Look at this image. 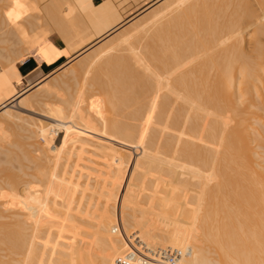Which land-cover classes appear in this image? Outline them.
Listing matches in <instances>:
<instances>
[{
	"label": "bare ground",
	"instance_id": "obj_1",
	"mask_svg": "<svg viewBox=\"0 0 264 264\" xmlns=\"http://www.w3.org/2000/svg\"><path fill=\"white\" fill-rule=\"evenodd\" d=\"M35 1L0 0V264H264V0H155L128 28L111 0ZM52 95L45 124L13 110Z\"/></svg>",
	"mask_w": 264,
	"mask_h": 264
},
{
	"label": "rangeland",
	"instance_id": "obj_2",
	"mask_svg": "<svg viewBox=\"0 0 264 264\" xmlns=\"http://www.w3.org/2000/svg\"><path fill=\"white\" fill-rule=\"evenodd\" d=\"M39 1H41V0H37V1H35V2L39 3ZM46 1H47V0H45V2H46ZM52 1H53V0H52ZM54 1H55V0H54ZM156 1H157V0H156ZM156 1H155V0H111V2H112V4H113L114 8L117 10L118 14L121 16L123 22H125V21L129 18V19H128L129 21L127 20V21H128L127 24L125 23V24L123 25V27L126 26V28H128V26H127L128 24H130V26H131V25H132L131 23H138V24L140 23V24H142V25L148 24V23L150 22V19L152 20V17L154 16L153 14H158L159 12H161L160 10L162 9V7H160V6L157 4V3H159V2L155 3ZM170 1L173 2V1H175V0H173V1L170 0ZM45 2H44V3H45ZM50 2H51V1H50ZM93 2L96 3L97 0H93ZM152 2H153V4H152ZM37 3H36V4H37ZM51 3H52V2H51ZM154 3H155V4H154ZM1 4H2V3H1ZM39 4H43V2L41 1ZM39 4H38V5H39ZM52 4H53V3H52ZM156 4H157V5H156ZM155 5H156V6H155ZM1 6H2V5H1ZM3 6H4V5H3ZM43 6H44V5H43ZM43 6L39 5V7H41V8H43ZM157 6H158V7H157ZM45 7H50V4H49V6H48V3H47ZM148 7H149V8H148ZM152 7H153V8H152ZM155 7H157V8L155 9ZM146 8H148L149 10L146 9ZM150 8H152V9H150ZM154 9H155L156 11H155ZM158 9H160V10H158ZM143 10H144V11H143ZM150 10H153V11H155V12L153 13V11H150ZM157 10H158V11H157ZM140 11H141V12H140ZM136 12H137V13H136ZM143 13H144V14H143ZM150 15H151V16H150ZM140 16H141V17H140ZM148 16H149V17H148ZM139 19H140V20H139ZM148 19H149V20H148ZM46 21H47L48 24H47L46 22H44V23H43V24H44V28H45V23L51 28L53 24L51 25V23L48 21V19H47ZM138 21H139V22H138ZM142 21H143V22H142ZM146 21H147V22H146ZM43 24H42V25H43ZM83 25H84L83 23H82V26H80V27H79V25H77V28H79V29L82 28V30H83L84 28H87V30L85 31V32H86L85 35H87V36H90V35L92 36V35H94L95 30H93L92 27H91L89 24H85L84 26H83ZM134 25H135V24H134ZM85 26H87V27H85ZM130 26H129V27H130ZM132 27H133V26H132ZM132 27H130V28H132ZM124 30H127V29L124 28ZM55 34H56V32H52L51 35H55ZM56 35H57V34H56ZM91 36H90V37H91ZM10 37H11V36H10ZM114 37H116V36H113V38H114ZM85 38H87V37L85 36ZM88 38H89V37H88ZM113 40H116V43H115V42H113V43L110 42V43H107V44H106V42H105L106 45H105L104 43H102V46H103V47L105 46L104 49L102 48V46H99V47H101L102 51L100 50L99 47H97V48H99L100 52L94 54V51H95V52L98 51L97 48H96V49H94L93 52H90V53L88 54V56L91 55V53H92V54H94L96 57L99 58L100 55H104L105 52H107V51H111V54H113L112 52H114V54H115V53H118V51L115 50V49H118V48H119V47L116 48L117 43H119V42H118V39H113ZM113 40H109V41H113ZM49 41H50V39H49ZM107 42H108V41H107ZM14 44H15V45H14V50H13V47H12V52H9V53H12V54H10V56L12 55L11 57L22 56V57H23V58H22V62H23L24 60L31 59V58H29V57L27 56V53H26L27 50L24 51L25 46H21V45H20V46L16 47L18 44H16V42H14ZM100 44H101V43H100ZM100 44H99V45H100ZM103 44H104V45H103ZM108 44L110 45V47H107V46H109ZM0 46H1V45H0ZM62 46H64V43H63ZM113 46H114V49H113ZM22 47H23V48H22ZM137 47H138V46H137ZM58 48H61V47H58ZM110 48H111V50H109ZM120 48H123V47H120ZM120 48H119V49H120ZM22 49H23V50H22ZM10 50H11V49H10ZM96 50H97V51H96ZM13 51H14V52H13ZM16 51H17L18 53H17ZM19 51H20V52H19ZM22 51H23V52H22ZM115 51H116V52H115ZM120 51L123 52L121 49H120ZM120 51H119V53H120ZM101 52H104V54H102ZM13 53H14L15 56H13ZM15 53H16V54H15ZM99 53H101V54H99ZM22 54H23V55H22ZM97 54H98V56H97ZM91 56H92V55H91ZM91 56H90V57H91ZM86 57H87V55H86ZM90 57H88V59L86 60V62L89 61V59H90L92 62H94V61H96V60L98 59V58L95 59L96 57L93 59L94 56H92V58H90ZM84 58H85V57H82V58L80 57V58L77 59L78 61H76V60H74V62L72 61V63H70V64L67 66V69H66V67H65L66 70L71 69L70 72H72V74H69L70 72H69V73H68V72H65V74H68V75L71 77V75H73V72L78 71V66H77V65L79 64L78 62H80V61L83 60ZM92 59H93L94 61H93ZM88 63H89L88 65L91 64L90 61H89ZM61 64H62V63H61ZM80 64H81V63H80ZM84 64H85V62L82 63L81 66L83 65V66L85 67L86 64H85V65H84ZM93 64H94V65H93ZM53 65H54V64H53ZM53 65H51V66H53ZM88 65H86V66L89 68ZM97 65H98V64H97ZM113 65H114V64H113ZM44 66H45V65H44ZM51 66H46V67H51ZM60 66H61V65H58L56 68L58 69ZM69 66H70L71 68H70ZM74 66H76V67H74ZM79 66H80V65H79ZM81 66H80L79 68H81ZM90 66H91L90 68H92V66H95V68H94V67L92 68V69H94L93 71H91L92 73H94V71H96V73H99V72H100V71H99L100 69L96 66V63H92ZM99 66H100V64H99ZM72 67H74V69L76 68L77 70H76V69H75L76 71H75V70H72V69H73ZM96 67H97L99 70L96 69ZM85 68H86V67H85ZM88 68H87V69H88ZM90 68H89V69H90ZM101 68H102V67H101ZM113 68H114V67H113ZM82 69H83V68H82ZM89 69H88V72H90ZM92 69H91V70H92ZM95 69H96V70H95ZM103 69H104V68H103ZM103 69H102V70H103ZM107 69H108V67H106V68L104 69V71H106ZM109 69H110V68H109ZM109 69H108L107 71H110ZM111 69H112V68H111ZM50 70H51V68H47V69H46V68H45V69L43 68V72H40V76H44V75H46L47 73H48V74H51V75H49V76L46 78L47 80L45 79V80L43 81V83L46 81V82H45V85L42 83V85H44V87L47 86V84L49 85V86H47V87H45V88H48V87L50 88V86H51V88H52V84H53L54 86H56V85H55V82H53L52 80H51L52 84H51V82H47V81H50L49 79H53V80H54V78H55V80H56L57 78H59V80H61V77H62V79H63L64 77L66 78L65 74L63 75V72H64V71L61 73L60 70H56L55 68H53L51 71H50ZM53 70H54V73H55V74L52 72ZM66 70H65V71H66ZM97 70H98L99 72H97ZM112 70H113V69H112ZM104 71H101V72L103 73ZM107 71L104 72L103 74H99V75L103 76L105 73H107ZM52 73H53L54 75H53ZM85 73H87V72H85ZM96 73H94V74H96ZM108 73H110V72H108ZM108 73H107V74H108ZM88 74L90 75V73H87V74H83V76H87ZM68 75H67V78H69ZM91 75H92V74H91ZM91 75H90V76H91ZM105 75H106V74H105ZM105 75L103 76L105 79L102 78V77H100V76L97 77L98 74H97L96 77H95V75H94V77H93L94 79H92L90 82H91V83H92L93 81L95 82V80L97 79L98 82H97V81H96V82H97L98 84H97L96 82H95V84H94V82H93V84H89L90 82H88V81H86V80H87V78H88V80H89L90 77L87 76V78H86V77H83V76H82V77H80L81 80H82V82L78 80V81L81 82V83L76 84L78 89L75 88L76 90H75V89H73V90H75L76 93H77V90H78V93H81V92H83V88H84V90H85V88H86L87 86H88V87H91V85L94 86L96 89H97V88L100 89V86H101L104 82H99V81H100L101 79H104V81H106L107 75H106V77H105ZM60 76H61V77H60ZM63 76H64V77H63ZM92 76H93V75H92ZM108 76H109V75H108ZM67 78H66V79H67ZM83 78H85V79H84V82H83ZM95 78H96V79H95ZM108 78H109V77H108ZM108 78H107V79H108ZM55 80H54V81H55ZM57 80H58V79H57ZM57 80H56V81H57ZM59 80H58V84H60ZM61 81H65V79H64V80H61ZM85 81L88 82V83H86ZM102 81H103V80H102ZM75 82H76V81H75ZM46 83H47V84H46ZM76 83H77V82H76ZM99 83H101V85H100ZM50 84H51V85H50ZM56 84H57V83H56ZM58 84H57V85H58ZM73 84H74V82H73ZM73 84L71 83V87H72V88H73V86H72ZM81 84H82V85H81ZM83 84H84V86H83ZM85 84H86V87H85ZM87 84H88V85H87ZM96 84L98 85L97 87L95 86ZM74 85H75V84H74ZM76 85H75V87H76ZM79 85H80L81 87H80ZM78 86H79L80 88H79ZM71 87H70V89H71V93H70V94H73L72 92H74V94H76L75 91H72V88H71ZM88 87H87V88H88ZM45 88H44V89H45ZM87 88H86V89H87ZM95 88H93V89L89 88V90L87 89L88 91H87V90H86V91H87V92H90V89L93 91ZM44 89L42 90L43 92H44ZM79 89H81V90H79ZM40 90H41V89H40ZM42 91H41V92H42ZM67 91H70V90H67ZM67 91H66V90L64 91L65 94H63V92L61 91V92L59 93V95L62 94V96H63V95H64V96H65V95L68 96L69 94L66 93ZM92 91L90 92V94L88 93L89 95L84 94V96H90L91 94L94 95V96L97 95L98 91H97V92H95L96 90L94 91L96 94L93 93ZM41 92H40V95L43 93V92H42V93H41ZM84 92H85V91H84ZM84 92H83V93H84ZM68 93H69V92H68ZM28 94H29V93H28ZM60 96H61V95H60ZM62 96H61V97H62ZM65 97H66V96H65ZM23 102L25 103V101H22L21 103H18V105H17L16 102H14V104H12V105H13V110H16V109H17L16 112L18 111L19 114L22 113L21 116H22L23 118L25 117L27 123H29V124L33 123L34 121H38L37 119H40V122H42L43 124H45L44 121H46V120H45V119H42V117H39V116H41V115L43 114V112H47V111H49V110H51V109L56 108V105H57V104H60V97L57 96V95H52V96H50L49 98H47V99L45 100L47 106H42V107L40 108V109H42V110H39V109H36V107H33V106L31 107V106H30L31 108H34V109H32V110H34V111H32V112H30V113H29L28 110H31V108L27 106V105H29L30 103L26 102V103H28L27 105L25 104V105L28 107V109H27L26 106L23 105ZM90 105H91V104H90ZM19 106H21V107L25 106V108L27 109L28 112L26 111L25 108H21V107L18 108ZM97 106H98V105H97ZM99 106H101V105L99 104ZM91 107H92V106H91ZM91 107L89 108L90 111L92 110ZM94 107H95V108H94ZM15 108H16V109H15ZM29 108H30V109H29ZM93 108H94V109H98V110L100 109V110H101V108L96 107V105L93 106ZM22 109H23V110H22ZM94 109H93V110H94ZM24 110H25V111H24ZM36 110H38V111H36ZM93 110H92L91 112H93ZM98 110H96V111H98ZM35 111H36L37 113H36ZM98 112H100V111H98ZM27 113H29V114H27ZM34 113H35V114H34ZM93 113H96V112H93ZM24 114H25V115H24ZM31 114H33V115H31ZM100 114H101V113H100ZM26 116H27V117H26ZM29 116H30L31 118L33 117V119L30 120V119L28 118ZM25 118H24V119H25ZM34 118H35V119H34ZM36 118H37V119H36ZM28 120H29V122H28ZM42 120H44V121H42ZM18 124H19V122H18ZM20 124H21V126H22V124L24 125L23 127L26 128V130L24 129V131H26V133L28 134V136H30L29 133L27 132V127H25L26 125H25L24 123H22V122H20ZM14 127L16 128V127H18V125H16V126L14 125ZM19 127H20V125H19ZM19 127L16 128V129H15V128L13 129V127H12V128H11V127H8V129H9V128H10V130L13 129V131L16 132V133H15V136H14V132H13V131L8 130L7 128H6L5 130H7L6 132H8V131H9V132H13V133H11V134L8 132V133L10 134V137H12V139H13V140H10L11 143H12V141H13L15 144H19V145H20V143H21V144L23 145V144L25 143V138H27V137H26L27 135L25 136V138H24V137H23V138H21V137L19 138V136H23V133H21V134H22V135H21V134H20L21 131H20V132L18 131ZM23 127L20 128L22 131H23ZM24 131H23V132H24ZM17 133H18L19 136L17 135ZM24 133H25V132H24ZM26 133H25V134H26ZM4 134H5V132H4ZM9 134H8V135H9ZM6 135H7V134L4 135L5 138L3 139V140H5L6 143H4L3 140H1V141H2V146H5V144L8 145V143H10V142H7V141H9V140H6L7 138H10V137H8V135H7V136H6ZM12 135H13V136H12ZM4 136H3V137H4ZM17 136H18V137H17ZM16 138H17V139H16ZM10 139H11V138H10ZM35 139L38 140V138H34V139H31V140L33 141V140H35ZM18 140H19V141H18ZM21 140H22V141H21ZM37 140H36V141H37ZM20 141H21V142H20ZM28 141H29V140H26V142L30 144V142H28ZM32 141H31V143H32ZM38 141L40 142V140H38ZM22 142H23V143H22ZM34 142H35V141H34ZM34 142H33V143H34ZM0 143H1V142H0ZM27 143H25V144H26V147L29 145V144H27ZM36 144H37V143H36ZM38 144H40V143H38ZM7 145H6V147H7ZM19 145H18V146H19ZM0 146H1V144H0ZM28 148H29V147H27V149H28ZM256 151H257V150H256ZM259 151H260V150H258L257 152L259 153ZM134 156H135V155L133 154V157H134ZM13 172H15V171H13ZM127 173H128V172H126V174L124 173V174H125V175H124L125 177L123 178L124 180L122 181V186H121V188H120V191H122V190L124 189V186H125V183H126V180H127V175H128Z\"/></svg>",
	"mask_w": 264,
	"mask_h": 264
},
{
	"label": "crops",
	"instance_id": "obj_3",
	"mask_svg": "<svg viewBox=\"0 0 264 264\" xmlns=\"http://www.w3.org/2000/svg\"><path fill=\"white\" fill-rule=\"evenodd\" d=\"M101 0H97V2H99ZM49 39L51 41V43H53L55 46L57 47H63V42L61 41V39L55 34V35H50ZM64 60L61 59L58 62H56L53 66L51 67H46V66H42L41 67V72H43V68L47 69V68H51V70L55 67H57L58 65H60L61 63H63ZM17 68L19 70V73L22 74L24 77H27L28 75H30L36 68V62L34 59H27L24 60L22 63L17 65ZM50 70V71H51ZM32 71V72H31Z\"/></svg>",
	"mask_w": 264,
	"mask_h": 264
},
{
	"label": "built area",
	"instance_id": "obj_4",
	"mask_svg": "<svg viewBox=\"0 0 264 264\" xmlns=\"http://www.w3.org/2000/svg\"><path fill=\"white\" fill-rule=\"evenodd\" d=\"M180 255H181L180 250H177V249L170 250V252H169L170 261L172 263H175L177 261V259L180 257ZM114 264H124L123 259H121V258L116 259Z\"/></svg>",
	"mask_w": 264,
	"mask_h": 264
}]
</instances>
